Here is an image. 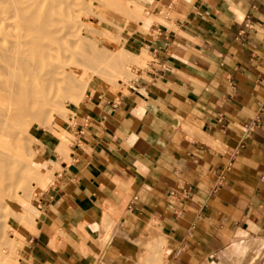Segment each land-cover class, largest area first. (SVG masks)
Here are the masks:
<instances>
[{
  "label": "crops",
  "instance_id": "crops-1",
  "mask_svg": "<svg viewBox=\"0 0 264 264\" xmlns=\"http://www.w3.org/2000/svg\"><path fill=\"white\" fill-rule=\"evenodd\" d=\"M171 1L130 38L149 69L88 85L68 155L40 135L58 168L22 264H264V0Z\"/></svg>",
  "mask_w": 264,
  "mask_h": 264
},
{
  "label": "rangeland",
  "instance_id": "rangeland-1",
  "mask_svg": "<svg viewBox=\"0 0 264 264\" xmlns=\"http://www.w3.org/2000/svg\"><path fill=\"white\" fill-rule=\"evenodd\" d=\"M42 3V10L50 9L56 24L62 26L68 35L59 40L60 53L58 58L53 60L52 67L58 72L55 75V82L46 85L29 114L26 113L23 117V121L27 122L21 125L22 132L18 143L19 149L29 162L24 167L21 163L15 166V178H0V205H4L0 208V222L3 223L5 233L4 241H0V248L2 247L8 254L7 264H22L26 249V233L33 232L35 218L38 216L35 199L39 190L46 188L53 179V169L58 168L56 166L49 169L48 165L42 164L43 142L39 140L40 135L44 133L48 140L52 138L56 143L54 148L57 157L65 158L69 153L70 139L75 129L74 121L70 118L72 109L85 99L87 89H82L79 99L77 97V100L69 101L67 96L70 93L65 91L66 88L74 86L78 89L80 81L81 83L87 81L89 84L98 81L106 85L109 92L114 95L119 90H125L127 84L140 78L139 70L149 69V61L152 58L148 51L135 50L130 38L137 36L140 31H150V24H163L168 17L174 16L171 0H42ZM130 43L133 47L127 46ZM122 48H128L132 53L122 52ZM102 72L115 73L117 76L115 82L109 78L112 77L111 74L105 77L106 74H101ZM66 74H70L73 81L69 76L66 78ZM73 75L76 79H73ZM54 98L58 103L53 106L48 101L51 102ZM40 103L50 111L36 118L34 113L42 105ZM63 148L66 150L62 151ZM20 176L24 179L21 183ZM14 194L23 201L19 203V208L14 206L15 202H18L13 198ZM20 214L24 217L20 218Z\"/></svg>",
  "mask_w": 264,
  "mask_h": 264
},
{
  "label": "bare ground",
  "instance_id": "bare-ground-1",
  "mask_svg": "<svg viewBox=\"0 0 264 264\" xmlns=\"http://www.w3.org/2000/svg\"><path fill=\"white\" fill-rule=\"evenodd\" d=\"M42 8V0H0V178H15V166L21 163L24 167L27 166L29 162L25 159L23 151L19 149L20 144L18 143L22 132L21 125L24 122L23 117L26 113L29 114L32 105L39 99L46 85H51L55 82V75L58 72L56 68L52 67L54 65L53 60H56L60 53L59 40L65 35H68V33L63 30L62 26L60 27L56 24L50 9L45 8L42 10ZM127 46L133 47L131 43ZM123 51L132 53L128 48H122V52ZM80 61L81 60H79V62ZM108 61L110 60L108 59ZM99 67H101V65ZM115 67L117 68V66ZM118 69L115 70L119 71ZM116 73L119 74V72ZM120 73L122 74L121 71ZM101 74H106L107 76L105 75V77H108L111 73L109 72V74H107L102 72ZM111 75L112 77L109 78L115 82L114 79L117 77L116 74L113 73ZM128 75L131 74L128 73ZM68 76L71 77L70 74L65 75L66 78H69ZM74 77L73 79H76V77ZM102 79L105 80V78ZM70 80L73 81L72 77ZM80 83L78 89L74 86L66 88L65 91L70 93V95L67 96L70 99L67 98L69 101H75L77 97L79 99V96L82 95V89L87 88L89 85L87 81ZM48 103L54 106L58 102L55 101L54 98L51 99V102L48 101ZM48 111H50L49 108L46 109L42 104L34 114L37 116L36 118H40ZM31 115L33 116V114ZM25 121L27 122V120ZM64 150L66 149L63 148L62 151ZM19 180V183L23 182V176H20ZM13 198L18 200V202L16 201L17 203L15 202L14 206L16 205V207L19 208V203L23 201H20L21 199H19L16 194L13 195ZM2 207H4V205H0V208ZM22 217H24V215L20 214V218ZM4 234L3 223L0 222V241H4ZM7 255V252L2 250L1 247L0 264H7Z\"/></svg>",
  "mask_w": 264,
  "mask_h": 264
}]
</instances>
